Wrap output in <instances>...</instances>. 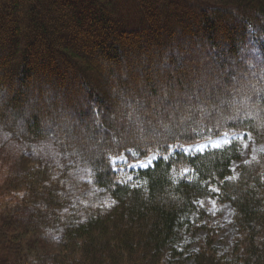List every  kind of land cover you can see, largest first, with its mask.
Masks as SVG:
<instances>
[{"label":"trees","instance_id":"1","mask_svg":"<svg viewBox=\"0 0 264 264\" xmlns=\"http://www.w3.org/2000/svg\"><path fill=\"white\" fill-rule=\"evenodd\" d=\"M165 2L0 0V264H182L184 235L208 228L200 203L209 198L231 206L235 235L226 256L210 235L193 264H264V149L233 176L237 139L170 153L222 134L264 143V88L200 114L212 95L191 76L204 56L205 76L225 88L234 78L247 86L250 70L264 81V0ZM38 72L46 80L29 89ZM151 153L136 184L112 164Z\"/></svg>","mask_w":264,"mask_h":264},{"label":"rangeland","instance_id":"2","mask_svg":"<svg viewBox=\"0 0 264 264\" xmlns=\"http://www.w3.org/2000/svg\"><path fill=\"white\" fill-rule=\"evenodd\" d=\"M186 4L189 8H192V6L188 5V3H186ZM171 5L172 4H170V3H166L165 0H162V5L160 4L159 6L166 9V8H170ZM162 8H160V10H162ZM189 12H191V11L189 10ZM195 23H196V21L193 20L191 22V24H189L190 27L195 26ZM217 23H218V27L221 28L222 27L221 23H223V21L221 20ZM221 31L224 32V28H222ZM221 31L218 34L220 39H222L224 36V35H222L223 33ZM151 46L152 45H148L146 47V49H144V51L150 52L151 59H156L158 54L155 52V50L150 49ZM154 48L156 49V46ZM34 49L36 50V48H34ZM37 49H38V47H37ZM195 49L201 54H203V53L206 54L208 52V50H207L208 48L206 46L197 47V48L195 47ZM37 51L39 52L40 50L38 49ZM203 58H204V56H202V58L198 59V62H199L198 66H199L200 70H196V71H194V73L188 71L187 61L182 62V64L178 67L179 72L185 74V76L186 75L188 76V75H190V73L191 74L193 73L191 76H192L194 82L199 83V85H201V83L206 82V84L208 85V86H206V90L203 91V93L212 95V98H211L212 102H210V103L204 102L205 104L204 103L203 104L205 106L203 105L204 107L199 110L200 114L203 113V109L206 112V110H209L212 106H215L216 108L222 110L224 107H226L230 103V101H232V98L235 96L247 95L250 97L253 96V97H258V98L260 96H262V95H260V93H262V91H263L262 89L264 88V81H263V77L260 76L261 74H259L256 70L255 71L250 70L245 75L246 80H247V78H248V80L256 78L255 80H253L251 82L248 81L249 83L247 82V86H245L244 84L240 85L239 78H237V79L234 78L233 79L234 85L228 89V87L225 88L221 85L216 84L215 78L212 77V75H210V77L205 76V72H208L210 67H209V65L205 64V61L202 60ZM160 59H159V62H161ZM231 62H233V59H231ZM193 69L194 68H192V70ZM221 72H224V70H221ZM64 75L67 78L73 77L72 74L68 73L65 70H64ZM150 75L152 76L155 74H153L151 72ZM176 75H178V74H176ZM141 79H142L141 74L135 75V73H134L135 83H139V85L143 86V83H142L143 80H141ZM35 80L42 81V80H46V79L44 77L40 76V72H38V75L36 77H34V79L30 80V83L27 85V87L30 86L29 89H32V88L34 89V84L36 83ZM212 81H214V82H212ZM71 83H72V85H71L72 90H74V91L77 90L78 88L76 86V80L71 81ZM164 83L167 85V82L164 80L162 75H160V79H159V81H157V86H158V90L160 92L161 97H167L166 96L167 88H166V85ZM232 84H233V82H232ZM139 85L137 84L138 87H140ZM143 96L146 97L144 94H143ZM215 96H218V97L215 98ZM159 106H161V105L156 103L155 109L159 108ZM191 107H196V106H191ZM166 109L169 111L168 105H166ZM191 109H194V108H191ZM195 110H197V109H195ZM234 139L241 141V158H240V160H234L232 162L230 175L233 176V175H235V172H236L235 168L240 161H246V160L256 156L258 152H260L261 150L264 149V143L255 142L254 138L252 136L248 135L246 132L233 133V134H222L220 136L210 138V139H206V140H203V141H200L197 143H193V144H184L181 146H172L170 153H173L174 151H176L178 149L184 151L185 153L202 152V151L209 149V148H216V147L225 146L231 140H234ZM157 157H158V155L156 153H151L146 158H144L142 160H138L135 162H129L128 159L126 158V156L122 155L119 157L112 158V164H113L115 169L120 170V172L122 174V177H121L122 179H124L125 181H129L132 184H136L137 179L134 178L133 172L136 170L147 168V167L151 166L153 164V162L157 159ZM186 174H188V170L184 169V170H181L180 172L176 173V176H183ZM200 207L203 208L206 212V215L204 216L202 223L206 224L208 226V228L188 232L184 235V240H183L182 246H181V250L183 252L182 258L184 259L182 261V264H193V261L190 258V253L192 251H196V249L200 248V245L205 243V240L208 237H210V235H212L214 237L213 246H214L217 254L226 256V253L229 251L230 245L232 244V240H233V237L235 235L234 228L231 225L232 208L228 203H225L223 205H219L216 203L214 198H209L205 201H202L200 203ZM179 263H180V261H177V258H172L171 256H167L163 262V264H179Z\"/></svg>","mask_w":264,"mask_h":264}]
</instances>
